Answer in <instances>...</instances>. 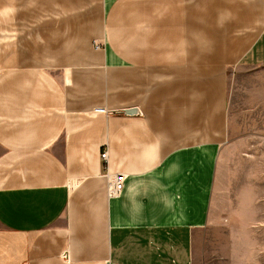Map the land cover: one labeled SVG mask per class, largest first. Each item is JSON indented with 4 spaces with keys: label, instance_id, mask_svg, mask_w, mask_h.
I'll list each match as a JSON object with an SVG mask.
<instances>
[{
    "label": "crops",
    "instance_id": "crops-1",
    "mask_svg": "<svg viewBox=\"0 0 264 264\" xmlns=\"http://www.w3.org/2000/svg\"><path fill=\"white\" fill-rule=\"evenodd\" d=\"M179 2L0 0V264L209 260L229 73L264 65V0Z\"/></svg>",
    "mask_w": 264,
    "mask_h": 264
},
{
    "label": "rangeland",
    "instance_id": "rangeland-1",
    "mask_svg": "<svg viewBox=\"0 0 264 264\" xmlns=\"http://www.w3.org/2000/svg\"><path fill=\"white\" fill-rule=\"evenodd\" d=\"M229 75L230 135L221 152L214 197L215 224L223 228L213 233L205 264H225L220 252L227 250L224 240L233 234L248 241V264H264V65Z\"/></svg>",
    "mask_w": 264,
    "mask_h": 264
},
{
    "label": "built area",
    "instance_id": "built-area-1",
    "mask_svg": "<svg viewBox=\"0 0 264 264\" xmlns=\"http://www.w3.org/2000/svg\"><path fill=\"white\" fill-rule=\"evenodd\" d=\"M99 112H105V109H98ZM102 160H104L105 163H108V153L107 151L103 152L101 155ZM109 185H108V191L110 196H117L122 191L125 181V174L118 173L115 175H109ZM65 256V255H64Z\"/></svg>",
    "mask_w": 264,
    "mask_h": 264
},
{
    "label": "water",
    "instance_id": "water-1",
    "mask_svg": "<svg viewBox=\"0 0 264 264\" xmlns=\"http://www.w3.org/2000/svg\"><path fill=\"white\" fill-rule=\"evenodd\" d=\"M136 113H138V109H135V108L127 109V110L124 111V114H126V115H134Z\"/></svg>",
    "mask_w": 264,
    "mask_h": 264
}]
</instances>
